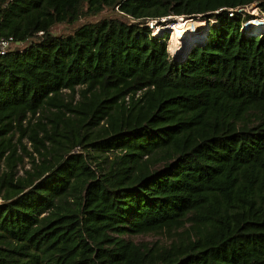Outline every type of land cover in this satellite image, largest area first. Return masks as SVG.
I'll list each match as a JSON object with an SVG mask.
<instances>
[{
    "label": "trees",
    "instance_id": "trees-1",
    "mask_svg": "<svg viewBox=\"0 0 264 264\" xmlns=\"http://www.w3.org/2000/svg\"><path fill=\"white\" fill-rule=\"evenodd\" d=\"M253 5L0 0V264H264ZM177 16L207 32L173 55Z\"/></svg>",
    "mask_w": 264,
    "mask_h": 264
},
{
    "label": "rangeland",
    "instance_id": "rangeland-1",
    "mask_svg": "<svg viewBox=\"0 0 264 264\" xmlns=\"http://www.w3.org/2000/svg\"><path fill=\"white\" fill-rule=\"evenodd\" d=\"M246 11L247 12H249L250 14H251V20L252 21H255L256 23H258V22H262L263 21V19H264V13L263 12H260L259 11V9L256 7V6H251V7H248L247 9H246ZM110 13H112V12H110ZM105 14H109V13H105ZM95 18H97V17H95ZM252 21H249V22H247L246 23V25H247V27L249 28V25L250 26H253V24L252 23H250V22H252ZM174 22V21H173ZM169 23H171V22H169ZM193 26H192V24L189 26L190 28H189V33L190 34H188L187 36H186V40H184V39H182V38H179V39H181V42H180V45H179V49L178 48H176V53H179L181 50H182V48H184V47H189V46H191L193 43V41H192V35L191 34H195V33H198V35L202 32V30L204 31V33H206L207 32V30L205 31V29H206V27H207V25H206V23L204 22V20H197V19H194V21H193ZM193 29H192V28ZM56 29L57 30H55V31H59L60 29H61V26H57L56 27ZM253 29H255L256 31H260V30H264V26H258L257 24H256V26H253ZM168 32H169V40H168V51L171 53V54H173L174 55V51L173 50H170V48H169V42L171 41V39L173 38V36H174V40H175V31L174 30H171V29H166ZM196 30V31H195ZM192 32H194V33H192ZM155 34H157V33H155ZM191 35V36H190ZM182 37V36H181ZM203 37H204V34H203V36H202V38L201 39H203ZM195 39V38H194ZM173 40V41H174ZM172 41V42H173ZM197 42V38H196V40H195V42L194 43H196ZM74 101H77L78 99H79V93L77 92L76 94H75V97H74ZM17 137V135L15 136V138ZM23 143H24V145L26 146V148L28 149V150H30L31 152H32V155L34 156V157H37V159L36 160H38V156H36V153H34V151H33V149H32V147H31V143L30 142H28V140L26 139V138H24L23 139ZM19 153L20 154H22V151L21 150H19ZM30 167V163H29V158L28 157H24L23 158V161H22V163L19 165V173L21 174L23 171H24V169H28ZM153 238H155L154 236H151V235H147V236H136V237H133V239H135V240H139V239H146V240H150V239H153Z\"/></svg>",
    "mask_w": 264,
    "mask_h": 264
},
{
    "label": "bare ground",
    "instance_id": "bare-ground-1",
    "mask_svg": "<svg viewBox=\"0 0 264 264\" xmlns=\"http://www.w3.org/2000/svg\"><path fill=\"white\" fill-rule=\"evenodd\" d=\"M193 21L194 20H185L182 17H180L176 21L168 23L166 26L165 25L164 26H157V29L154 28V30L156 31V33H158L161 30H166V29L174 30L176 35H175V40L172 42V47L176 50V48H178V49L180 48L179 45H180L181 39H179V38L186 40V36L188 34H190L188 29L190 28L189 26L191 24H192V26L194 25ZM250 21H252V20H250ZM250 23H252L253 26H256V24L259 27L264 26V19L262 22L256 23L255 21H252ZM194 40H196V39H194ZM169 45H170V42H169Z\"/></svg>",
    "mask_w": 264,
    "mask_h": 264
},
{
    "label": "built area",
    "instance_id": "built-area-1",
    "mask_svg": "<svg viewBox=\"0 0 264 264\" xmlns=\"http://www.w3.org/2000/svg\"><path fill=\"white\" fill-rule=\"evenodd\" d=\"M180 17H182L185 20H194L193 18H188V17H183V16H177V17H174L173 20L170 21V22H173V21L179 19ZM166 19L168 20L169 18H166ZM161 21H166V20L165 19H162ZM148 25L151 28L152 33L155 34L156 31L154 30V28L157 29V26H158L157 22L156 21H149L148 22ZM188 31H189V29H188ZM40 34L41 33L39 32V35ZM18 44L19 43L16 42L12 36H3V35H0V56L4 55L9 50L15 48V46L18 45Z\"/></svg>",
    "mask_w": 264,
    "mask_h": 264
},
{
    "label": "water",
    "instance_id": "water-1",
    "mask_svg": "<svg viewBox=\"0 0 264 264\" xmlns=\"http://www.w3.org/2000/svg\"><path fill=\"white\" fill-rule=\"evenodd\" d=\"M176 21V20H175Z\"/></svg>",
    "mask_w": 264,
    "mask_h": 264
}]
</instances>
